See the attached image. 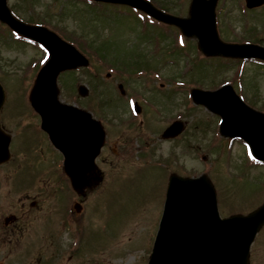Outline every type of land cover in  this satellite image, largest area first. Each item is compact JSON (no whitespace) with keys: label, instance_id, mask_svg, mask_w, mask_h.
Returning <instances> with one entry per match:
<instances>
[{"label":"rangeland","instance_id":"374dc122","mask_svg":"<svg viewBox=\"0 0 264 264\" xmlns=\"http://www.w3.org/2000/svg\"><path fill=\"white\" fill-rule=\"evenodd\" d=\"M151 3L169 14L189 16L191 0ZM242 4L217 0L219 39L264 46V6L247 14ZM7 5L18 19L42 24L88 59L89 69L59 75L57 99L98 120L106 144L95 171L87 175V187L79 193L66 189L61 156L52 151L28 103L46 54L17 41L1 25L5 97L0 127L10 136V155L0 165V264H146L172 174L205 175L217 193L221 217L245 215L261 205L264 167L241 141L223 139L218 117L193 104L189 92L229 84L247 105L264 112V65L219 56L200 60L194 36L179 38L185 46L180 48L177 29L152 25L155 30L143 33L148 20L136 19L128 8L92 7L85 0H7ZM144 68L146 75L139 72ZM154 74L155 81L144 86ZM121 82L123 96L117 89ZM160 82L165 84L157 89ZM78 86L87 90L85 97L78 96ZM132 100L141 105L138 117L131 112ZM176 120L184 125L180 136L160 140ZM75 201L79 213L72 211ZM10 216L15 221L4 227ZM248 264H264V225L250 247Z\"/></svg>","mask_w":264,"mask_h":264},{"label":"water","instance_id":"95a60500","mask_svg":"<svg viewBox=\"0 0 264 264\" xmlns=\"http://www.w3.org/2000/svg\"><path fill=\"white\" fill-rule=\"evenodd\" d=\"M136 8L166 24L178 27L186 36H195L206 55L264 60V49L252 45H226L218 41L214 29L215 0H192L189 19L166 15L144 0H95ZM247 6L264 0H245ZM0 21L20 35L40 43L49 61L38 72L30 93V104L40 116V128L64 156L65 169L75 187L84 186L83 174L93 168L104 133L98 122L73 106L57 100L56 77L67 69L85 66L87 60L55 34L39 27H28L13 19L0 0ZM79 94L87 90L79 87ZM195 104L203 105L221 119L224 137L246 142L255 158L264 161V115L246 107L229 86L214 92L193 90ZM4 92L0 86V109ZM136 111L139 108L136 106ZM173 123L162 138H173L182 131ZM10 138L0 129V163L9 158ZM264 224V203L247 216L219 217L215 194L204 177L184 179L172 176L159 228L148 264H247V254L256 233Z\"/></svg>","mask_w":264,"mask_h":264},{"label":"flooded vegetation","instance_id":"af4514ba","mask_svg":"<svg viewBox=\"0 0 264 264\" xmlns=\"http://www.w3.org/2000/svg\"><path fill=\"white\" fill-rule=\"evenodd\" d=\"M16 219V218H15ZM7 225H4V227H6ZM8 227V226H7Z\"/></svg>","mask_w":264,"mask_h":264}]
</instances>
